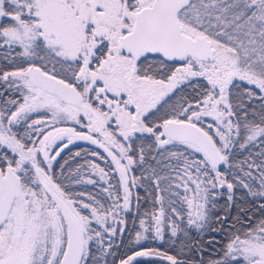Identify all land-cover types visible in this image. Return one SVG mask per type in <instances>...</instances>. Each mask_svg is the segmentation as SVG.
<instances>
[{"label":"snow or ice","instance_id":"1","mask_svg":"<svg viewBox=\"0 0 264 264\" xmlns=\"http://www.w3.org/2000/svg\"><path fill=\"white\" fill-rule=\"evenodd\" d=\"M0 48V95L22 93L6 101L15 110L0 108V264H109L144 184L159 206L143 212L131 246L150 234L162 241L166 227L173 236L182 231L172 216L183 217L159 194L182 188L187 226L228 233L223 258L210 253L205 261L194 244L199 261L144 248L119 264L153 256L264 264V216L243 230L238 218L226 228L228 218L215 217L221 227L209 228L217 189H227L229 201L237 186L264 200V151L233 162L234 149L264 148V0H0ZM185 85L191 99L178 95ZM68 121L83 130L58 126ZM75 141L110 158L115 188L109 172L88 162L108 181V203L74 198L58 182L57 158Z\"/></svg>","mask_w":264,"mask_h":264},{"label":"trees","instance_id":"2","mask_svg":"<svg viewBox=\"0 0 264 264\" xmlns=\"http://www.w3.org/2000/svg\"><path fill=\"white\" fill-rule=\"evenodd\" d=\"M6 52L5 48H0V66L5 65V61L3 60V55ZM10 68L11 65H8ZM202 83V81H201ZM2 88V86H0ZM182 92H179L178 95H183L191 99L194 95L193 89L191 85L182 86ZM22 93H17L15 91H8L3 95H0V108L11 110L14 109L13 106L7 105L6 101L10 99H19ZM254 106L259 110L258 101H254ZM37 115L31 117V119L37 118ZM30 123V120L28 121ZM14 131H17L20 135H23L24 128L21 126L14 127ZM37 134H33V138H36ZM259 145V144H258ZM259 147V148H258ZM261 146H252L251 148L240 152L237 154V162L246 159L249 156V153H259V149ZM264 149V148H263ZM76 152H80V156H75ZM92 152H100V149L97 147L79 143L76 145H72L64 150L61 153V156L57 158V163L55 164L53 171L58 177V182H62L66 186V190L73 193L74 198H81L80 194H84L83 198L87 202L88 196H95L97 200L101 202L108 203L110 198L103 191L104 187L107 186L108 181H99V178L96 174L91 172L90 166L88 164L89 161H95L96 163L103 164L98 157H93L91 155ZM102 155V153H101ZM197 154L193 153L190 158H196ZM257 162H259V156L254 155L252 157ZM67 160V164H64V161ZM109 161V160H108ZM105 162V161H104ZM108 164V165H107ZM104 165V169L109 173L110 182L113 184L114 188L118 187L117 173L111 174L113 167L108 162ZM60 165H64L63 170H61ZM83 165V167H81ZM79 169V171H77ZM226 171H231L228 169H224ZM136 175H140V172L136 170ZM91 177L92 179L97 180L96 184L87 183V179ZM81 179L84 180V183H75V180ZM229 179L233 180L231 174L229 175ZM163 187L167 188V185H163ZM136 192L139 193L141 197V207L139 212L135 210L127 214V225L125 228V232L122 236H117L114 238V247L111 250L114 255H109L107 260L109 264H119V260L126 258L127 255H131L133 250H141L144 248L158 250L160 252H166L169 255L177 256L178 259L186 260V261H199L201 257H199L194 250H190L194 244L202 245L205 249L203 259L207 261L209 259V254L211 253V258H223L224 245L227 243L228 233L224 230L219 232H214L211 230H196V228L187 226V207L183 202L181 197L185 195L183 189L173 188L171 191H164L163 193H159L164 195L165 197V207H169V202H171V206L175 207L177 211L181 214L180 217L172 216V219H175L179 224L180 229L182 231H178L174 238H170V233L166 231L164 236V241L160 243L156 239L150 238L146 243H141L139 245H135L134 247L129 244V241L134 236L135 231L139 230V219L142 218V214L146 209H153L159 206V202L155 200V196L158 194L152 190V188L148 184H144L141 187L135 189ZM219 195L215 197L213 203L215 204V208L211 210V216L213 217V222L209 225L210 229H216L221 227L219 224L215 222V217H227V228L228 225H232L235 220L238 218L241 223H236V229H241V225L244 223H250L249 218L252 220L258 219L261 216H264V212H261L259 209V205L264 203V200L258 197H252L248 191L240 186L234 188L233 199L232 201L228 200V192L227 189H217L216 190ZM176 192H179V196L175 195ZM147 193H151L148 195ZM171 215V213H169ZM246 220V221H245ZM249 220V221H248ZM167 229V228H166ZM234 230V229H230ZM185 232L187 235H185ZM209 241H213L215 247L209 244ZM211 249V250H210ZM217 250L218 252H216ZM136 264H168L161 259L153 257H138Z\"/></svg>","mask_w":264,"mask_h":264},{"label":"rangeland","instance_id":"3","mask_svg":"<svg viewBox=\"0 0 264 264\" xmlns=\"http://www.w3.org/2000/svg\"><path fill=\"white\" fill-rule=\"evenodd\" d=\"M256 101H258V103L260 104V101L259 100H256ZM13 110H15V108L13 109ZM34 115H36L35 113L34 114H31V117L32 116H34ZM41 118H44V119H47V118H50V113L48 114V116H42L41 114H38L37 115V118H35V119H41ZM59 127H76L77 128V130L78 131H80V130H83L80 126H78V125H75L73 122H71V121H68V122H65V123H62V124H59L58 125ZM35 139V138H34ZM79 143H85V144H90V145H93V144H91L90 142H87V141H75L73 144H71V145H69V147L70 146H72V145H76V144H79ZM259 143H257L255 146L257 147V146H259L258 145ZM93 146H95V147H97L98 149H100L97 145H93ZM252 147V145H250L249 146V148H251ZM254 147V146H253ZM248 148V149H249ZM259 148V147H258ZM100 151H101V153H102V155H104V156H106V153H104V151H103V149H100ZM234 151V153H235V155H234V157H233V162H236V163H238L237 162V160L235 159V158H237L236 156H237V154H239L240 152H243V151H245V150H236V149H234L233 150ZM259 151H264V149L263 148H260L259 149ZM109 160V161H108ZM105 161V162H104ZM103 161V164L104 165H106L108 162L110 163V158H106L105 160ZM103 164H100V166L101 167H105ZM108 165V164H107ZM110 165H111V163H110ZM112 167H114L113 165H111ZM231 171H235V169H233V170H231ZM110 173V172H109ZM113 173H116V172H114L113 170L111 171V174H113ZM232 177V176H231ZM233 178V177H232ZM180 189H182V188H179V190ZM233 192H234V189H233ZM186 207H187V205H186ZM246 221V220H245ZM249 221V220H248ZM167 228V229H166ZM165 228V231H164V236H165V233H166V231H168V233H170V238H174L175 236H173L172 234H171V231H170V228L169 227H166ZM139 230H140V227H139ZM196 230H198V229H196ZM178 233V232H177ZM157 241H159L160 243H162L163 241H164V239L161 241V240H158V239H156ZM147 242V240H145V241H141L140 242V244L141 243H146ZM141 250H143V249H141ZM211 250V249H210ZM216 252H218L217 250H215ZM173 256V255H172ZM156 258H158V259H161L162 261H165L166 263H168L169 264V262L168 261H166L163 257H157V256H155Z\"/></svg>","mask_w":264,"mask_h":264},{"label":"flooded vegetation","instance_id":"4","mask_svg":"<svg viewBox=\"0 0 264 264\" xmlns=\"http://www.w3.org/2000/svg\"><path fill=\"white\" fill-rule=\"evenodd\" d=\"M210 245H212L213 247H215L213 243H211Z\"/></svg>","mask_w":264,"mask_h":264}]
</instances>
